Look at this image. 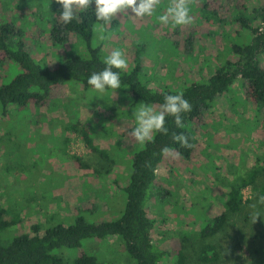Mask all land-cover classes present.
I'll list each match as a JSON object with an SVG mask.
<instances>
[{
    "label": "rangeland",
    "instance_id": "rangeland-1",
    "mask_svg": "<svg viewBox=\"0 0 264 264\" xmlns=\"http://www.w3.org/2000/svg\"><path fill=\"white\" fill-rule=\"evenodd\" d=\"M206 2L222 19L219 26L208 25L200 16V0L190 5L192 24L176 28L171 22L161 24L157 17L164 14L170 0H160L152 17H118L103 32L96 25L91 45L98 48L102 62L112 50L123 51L128 61L125 71L138 61V53L143 85L158 92L180 91L190 81L208 78L227 57L231 44L248 40L246 30L229 22L235 6L244 5L248 14L264 7V0ZM60 11L55 0H0V25L10 24L20 31L30 57L47 66L64 57L85 55L74 37L59 46L51 40ZM203 17L214 19L210 12ZM258 25V20L252 23ZM189 36L190 50L186 44ZM260 57L264 67V53ZM18 73L15 63L0 64V85ZM130 102L125 94L113 91L90 101L89 89L68 83L43 104L22 110L9 107L5 115L0 112V209L6 211L10 225L0 231L4 244L22 234L32 235L33 224L44 231L58 224L70 225L77 217L89 223L118 217L124 206L120 188L130 159L144 145L129 134L136 125ZM76 121L88 130L106 161L70 130ZM191 130L196 140L192 161L182 163L169 155L156 172L157 194L146 206L153 221V243L163 251L170 250L174 238H196L205 225L199 216L213 218L221 213L224 184L255 165L264 168V108L245 101L239 81L226 95L217 97L213 108ZM72 157L82 159L90 169L81 170ZM110 166V173H105ZM101 168L103 173L96 179L93 172ZM242 195L245 204L241 213L209 239L218 255L213 264H255L264 257V215L254 224L249 215L250 205L257 203L264 212V204L258 203L257 191L249 187ZM78 251L61 249L54 254L70 263ZM82 251L95 256L99 264H135L116 238L86 240ZM163 261L160 264H175L172 258Z\"/></svg>",
    "mask_w": 264,
    "mask_h": 264
},
{
    "label": "trees",
    "instance_id": "trees-1",
    "mask_svg": "<svg viewBox=\"0 0 264 264\" xmlns=\"http://www.w3.org/2000/svg\"><path fill=\"white\" fill-rule=\"evenodd\" d=\"M200 1V16L208 25L219 26L222 19L216 10H213L212 5L206 0ZM234 9L235 13L229 22L237 23L241 29L246 30L248 40L242 44H231L227 57L208 78L201 77L196 81H190L183 85L180 91H153L139 79L141 68L137 53L138 61L134 66L128 71L120 72L121 88L116 91L106 90L125 94L131 100L129 106L133 108L141 102L159 106L164 102L165 95L183 93L184 99L190 103L192 109L182 114L183 128L176 127L173 117H166L165 127L169 130L168 135L154 133L151 142L144 143L134 151L128 165L127 178L120 188L124 196V206L118 217L96 223H89L83 217H77L70 225L58 224L44 231L40 225L33 224L30 226L32 235L22 234L7 244L0 239V264H99L95 256L82 251L83 242L102 241L107 238L120 240L126 254L135 264H160L167 257L172 258L175 264H213L218 261L216 246L209 242V239L226 228L233 216L241 213L245 204L243 189L249 187L257 191V198L264 195L262 166L255 165L243 176L224 184L225 201L221 213L213 218L199 216L200 222H204L205 225H201L197 237L192 241L184 235L179 239L174 238L170 250H160L153 243V221L147 216L146 206L157 194L155 192L158 168L167 162L169 155H173L175 161L178 159L182 163L192 161L196 140L191 128L201 123L204 115L215 105L217 97L226 95L235 81L241 84L247 103L264 108V67L261 65L260 57L264 53V7L254 10L251 14L247 13L244 5L237 4ZM209 12L214 19L203 17ZM257 20L259 25L252 26ZM99 23L95 19L92 7L85 13H79L78 18L67 26L61 25L60 22L56 24L50 33L51 40L59 46L74 37L85 55L64 57L60 62L47 66H40L30 57L20 39V31L10 24L0 25V64L10 61L19 68V73L9 83L0 85L1 114L5 115L9 107L22 110L30 105L43 104L55 90L68 83L78 84L85 90L89 89L88 77L92 72H99L105 67L98 58V48L91 45L94 27ZM188 39L186 44L190 50L192 43L190 36ZM217 56L218 53L216 58ZM70 130L81 137L92 153L102 157L88 130L82 128L78 121ZM172 133L187 135L192 147H181L172 139ZM164 147L173 151L163 155L161 150ZM71 161L81 170L90 169L78 157H72ZM106 168L105 173L109 174L112 167ZM100 170L102 168L93 172L96 179L103 173ZM5 218L6 211L0 209V231L10 226ZM61 249L79 250L78 256L70 263L65 262L62 257L54 254ZM255 264H264V257L259 258Z\"/></svg>",
    "mask_w": 264,
    "mask_h": 264
},
{
    "label": "clouds",
    "instance_id": "clouds-1",
    "mask_svg": "<svg viewBox=\"0 0 264 264\" xmlns=\"http://www.w3.org/2000/svg\"><path fill=\"white\" fill-rule=\"evenodd\" d=\"M193 2L194 0H170L164 14L158 15V21L164 25L171 22L172 28L192 24L190 5ZM55 3L61 8L58 20L63 26L76 20L79 13L89 11L94 4V16L96 21L100 22V32H103L106 26L118 17L140 20L152 17L160 0H55ZM100 38L104 37L101 35ZM103 63L105 67L101 71L92 72L88 77L90 101L94 97L102 99L108 89L116 91L121 88L120 72L128 68V61L120 49L112 50L105 56ZM191 110V105L184 99L183 93L165 95L164 102L158 108L141 102L139 107L132 111L136 125L129 134L139 144L151 142L154 139V133L168 135L169 130L165 127L166 117H173L176 127L183 128L182 114ZM172 139L183 148L192 147L189 137L183 133H172ZM172 151V149L164 147L161 153L168 155ZM258 203L264 204V195L259 196ZM250 209V219L254 224L261 219L264 212L257 207V203L250 205Z\"/></svg>",
    "mask_w": 264,
    "mask_h": 264
}]
</instances>
